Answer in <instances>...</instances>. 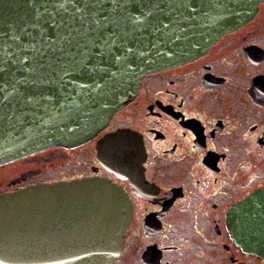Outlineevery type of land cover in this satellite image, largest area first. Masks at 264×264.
<instances>
[{"label": "flooded vegetation", "instance_id": "af4514ba", "mask_svg": "<svg viewBox=\"0 0 264 264\" xmlns=\"http://www.w3.org/2000/svg\"><path fill=\"white\" fill-rule=\"evenodd\" d=\"M118 130L125 151L106 169L96 144ZM39 154L73 166L47 183L97 178L126 193L130 221L109 264H264V251L245 252L229 222L264 188V1L190 60L143 75L95 137Z\"/></svg>", "mask_w": 264, "mask_h": 264}, {"label": "water", "instance_id": "95a60500", "mask_svg": "<svg viewBox=\"0 0 264 264\" xmlns=\"http://www.w3.org/2000/svg\"><path fill=\"white\" fill-rule=\"evenodd\" d=\"M264 0H197V16L175 13L163 17L165 26L145 33L147 51L118 86L107 94L81 80L42 101L24 123L0 127V166L50 148L73 149L102 130L111 117L136 95L143 75L190 60L224 30L234 29L257 11ZM176 3L178 0H165ZM16 0H0V21L15 23L22 15ZM223 6V7H220ZM185 16L189 14L184 13ZM155 43L156 47L152 48ZM114 71L116 69H113ZM18 79V77L16 78ZM16 79L9 78L12 93ZM89 87L81 91V85ZM5 83L0 81V88ZM87 92V95L84 94ZM125 130L97 141L98 159L106 169H118L112 154H122ZM131 149L138 150L136 139ZM119 143L121 150H116ZM123 160V157L120 156ZM230 214L232 236L245 252L264 251V188L238 203ZM237 206V207H238ZM130 201L123 189L104 179L38 183L0 194V261L3 264H108L121 252L130 221Z\"/></svg>", "mask_w": 264, "mask_h": 264}, {"label": "snow or ice", "instance_id": "6c2138e0", "mask_svg": "<svg viewBox=\"0 0 264 264\" xmlns=\"http://www.w3.org/2000/svg\"><path fill=\"white\" fill-rule=\"evenodd\" d=\"M15 7L22 13L17 22L0 21V81L5 83L0 127L24 123L42 101L81 80L90 81L100 95L114 90L117 77L130 73L151 50L145 33L160 32L170 13H175L170 23L176 16H197L203 5L197 0H16ZM9 78L16 79L12 93ZM87 87L81 85V91Z\"/></svg>", "mask_w": 264, "mask_h": 264}, {"label": "rangeland", "instance_id": "374dc122", "mask_svg": "<svg viewBox=\"0 0 264 264\" xmlns=\"http://www.w3.org/2000/svg\"><path fill=\"white\" fill-rule=\"evenodd\" d=\"M39 155L44 156L43 154L36 153L26 157L23 161L19 160L0 166V193L12 187L18 188L26 184L49 182L61 178L65 173L73 169L72 164L67 162H64V166H54L56 161H48L46 158L34 163L30 160L31 157ZM50 165L52 166L50 167ZM23 174V179H17Z\"/></svg>", "mask_w": 264, "mask_h": 264}, {"label": "trees", "instance_id": "16d2710c", "mask_svg": "<svg viewBox=\"0 0 264 264\" xmlns=\"http://www.w3.org/2000/svg\"><path fill=\"white\" fill-rule=\"evenodd\" d=\"M24 159H25V158H24ZM24 159H21V160L23 161ZM21 160H20V161H21ZM30 160L34 163L35 161L39 162V160H41V159H39V156H37V157H31ZM30 160H29V161H30ZM23 177H24V174H23L21 177L17 178V179H23Z\"/></svg>", "mask_w": 264, "mask_h": 264}, {"label": "bare ground", "instance_id": "6f19581e", "mask_svg": "<svg viewBox=\"0 0 264 264\" xmlns=\"http://www.w3.org/2000/svg\"><path fill=\"white\" fill-rule=\"evenodd\" d=\"M39 154V153H38Z\"/></svg>", "mask_w": 264, "mask_h": 264}]
</instances>
